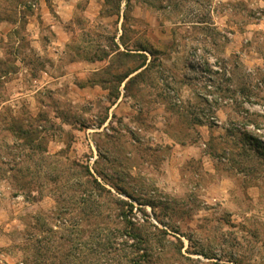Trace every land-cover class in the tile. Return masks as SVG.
<instances>
[{"label": "rangeland", "instance_id": "rangeland-1", "mask_svg": "<svg viewBox=\"0 0 264 264\" xmlns=\"http://www.w3.org/2000/svg\"><path fill=\"white\" fill-rule=\"evenodd\" d=\"M0 264H264V0H0Z\"/></svg>", "mask_w": 264, "mask_h": 264}, {"label": "crops", "instance_id": "crops-1", "mask_svg": "<svg viewBox=\"0 0 264 264\" xmlns=\"http://www.w3.org/2000/svg\"><path fill=\"white\" fill-rule=\"evenodd\" d=\"M58 15L61 16V12H58ZM62 18V17H61ZM137 72L135 73H131L128 78H125V80L122 82L121 84V88H120V92L122 93L119 98L116 100L117 103H115L114 108H120V105H123L125 102L129 101V99L125 98V88L123 89V87H125L128 83L129 80L135 78L137 75ZM143 140V139H142ZM153 140V139H152ZM173 151L175 152L176 155V169L177 171H180L181 166L183 164H185L187 161L193 159V158H197V151H196V147L194 146H176L173 148Z\"/></svg>", "mask_w": 264, "mask_h": 264}, {"label": "trees", "instance_id": "trees-1", "mask_svg": "<svg viewBox=\"0 0 264 264\" xmlns=\"http://www.w3.org/2000/svg\"><path fill=\"white\" fill-rule=\"evenodd\" d=\"M121 1H123V0H121ZM140 48H141V49L143 48V50H141L142 52H147V50L144 49V47H140ZM128 76H129V75L124 76V77L119 81V84L121 85L122 82L125 80V78H128ZM135 78H136V77H135ZM135 78L129 80L128 83H127V86L131 85V84L135 81ZM24 136H26V135H24Z\"/></svg>", "mask_w": 264, "mask_h": 264}]
</instances>
